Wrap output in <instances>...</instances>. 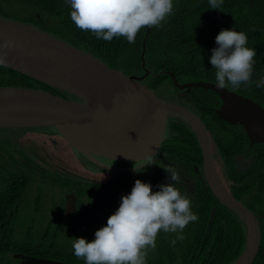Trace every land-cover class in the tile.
Wrapping results in <instances>:
<instances>
[{"label":"trees","instance_id":"obj_1","mask_svg":"<svg viewBox=\"0 0 264 264\" xmlns=\"http://www.w3.org/2000/svg\"><path fill=\"white\" fill-rule=\"evenodd\" d=\"M173 4L174 11L166 18L167 22H162L161 28H142L137 33L135 43H129L125 37L104 41L97 39L91 31L81 30L71 20V7L67 0H0V15L38 26L83 48L123 73L144 76L140 82L158 94L166 89L170 95L172 91L183 90L174 82L173 74L180 83L215 82V69L210 64V57L212 49L217 47L216 36L223 29L234 27L237 31L245 32L248 36L247 46L256 49L253 79L264 76V0H224L223 11L210 9L209 0H173ZM5 85L34 87L78 102H88L85 98L0 66V86ZM234 91L253 99L264 108V87L242 84ZM186 95L187 98H198L193 106L199 108L197 112L211 131L226 167L227 164L230 166L231 190L259 219L261 242L252 264H264V143H252L248 150L241 149L244 144L236 137L239 132L218 115L217 108L221 106L222 99L216 91L193 86ZM89 104L94 107L93 103ZM182 125L180 120L169 119L168 137L162 143L160 152L177 151L189 166L194 162L201 163L199 141L193 131ZM33 129L48 128H0V142L9 144L15 135ZM238 153H244L246 157L252 153L256 155L251 168L237 170L234 155ZM7 167V164L0 163V195L16 200L27 189L28 176L12 172ZM137 179H141L140 173L126 171L112 180L110 185L114 184L121 199L123 195L131 193ZM143 181L146 182L145 178ZM153 191L157 190L153 188ZM207 191L203 199L210 198L216 202L211 225L207 227L211 202L192 204L191 210L199 219L185 227L183 239L176 240L175 245L162 242L157 243L154 250L149 249L146 264H234L242 256L247 244L248 226L210 189ZM201 192L205 191L201 189ZM78 237L86 238L85 234ZM176 237L177 233H171L170 239ZM5 239L0 244V264L9 262L8 251L19 250L18 245L8 246L11 241ZM40 241L47 245L48 251L51 249L49 244H53L59 251L69 249L74 255L72 244L64 246L58 240L55 242L45 237Z\"/></svg>","mask_w":264,"mask_h":264},{"label":"water","instance_id":"obj_2","mask_svg":"<svg viewBox=\"0 0 264 264\" xmlns=\"http://www.w3.org/2000/svg\"><path fill=\"white\" fill-rule=\"evenodd\" d=\"M6 41L10 42L7 47ZM0 53H6V67L88 100L80 103L34 87L0 86V128H48L38 130L62 138L95 171H132L135 159L157 155L169 133L170 114L184 118L200 141L214 194L247 220L248 240L239 264H252L261 242L259 220L221 181L211 157L208 129L197 113L142 84L144 76L123 73L38 26L1 15ZM173 76L180 88L201 86L219 93L224 99L222 116L243 125L253 143H264V108L259 103L229 88L220 89L215 82L180 84ZM93 102L101 109L90 106ZM85 158L101 168H92ZM234 159L236 168L244 171L255 155ZM73 199L74 194L68 200L71 206ZM214 214L213 208L209 225Z\"/></svg>","mask_w":264,"mask_h":264},{"label":"clouds","instance_id":"obj_3","mask_svg":"<svg viewBox=\"0 0 264 264\" xmlns=\"http://www.w3.org/2000/svg\"><path fill=\"white\" fill-rule=\"evenodd\" d=\"M67 2L71 7V20L78 28L91 31L97 39L109 42L114 37H125L129 43H135L137 33L142 28H161L162 22L166 23V18L174 11L173 0ZM223 4L224 0H209L210 9L223 11ZM8 44L10 42L6 41L4 46L7 47ZM216 44L217 47L212 49L210 64L215 69V84L218 88L234 91L242 84L248 87L253 84L257 88L264 87V76L258 80L253 79L254 57L257 52L247 46L248 36L245 32L237 31L235 27L223 29L216 36ZM6 64V53H0V66ZM153 164H157L154 153L135 159L133 172L145 171ZM224 165L226 167L225 162ZM165 168L169 173L170 183L157 185L159 191L154 192L151 182L137 179L131 193L122 196L119 208L109 216L107 224L96 230L94 240L73 237L74 255L82 258L85 264H146L148 250L156 248V238L161 230L164 233H177L176 239L171 241L173 245L176 240L183 239L182 232L185 227L199 217L191 210L192 201L188 195L182 194L175 187V183L180 180L177 170L174 167ZM227 190L229 191L228 188ZM239 201L247 206L244 201ZM236 213L248 226L245 217ZM241 258L242 256L236 264H239Z\"/></svg>","mask_w":264,"mask_h":264},{"label":"flooded vegetation","instance_id":"obj_4","mask_svg":"<svg viewBox=\"0 0 264 264\" xmlns=\"http://www.w3.org/2000/svg\"><path fill=\"white\" fill-rule=\"evenodd\" d=\"M184 83H190V82H184ZM184 83H180V84H184ZM181 89L183 90L179 92L172 91L171 95L170 94L163 95L162 97H164L165 99H169V101L179 103L193 110L195 113L198 114L197 111L199 108L196 109V107L193 106V105H196V99L198 100V98L196 99H192L193 97L187 98V95H186L187 92L191 90V87L190 89L189 87H185ZM221 99H222V103H221V106L217 108V112H218L219 117L226 120L222 116V113L220 112L224 104V99L222 97ZM92 105L100 109L102 107V105L95 103V102H93ZM172 118L180 120L181 123L183 124L182 126L184 127V124H185L186 127L189 130L193 131L195 136L197 137L193 128L190 126V124H188V122L184 118H182L178 114L171 113L169 116V119H172ZM230 124H232V127L234 126L235 130L239 132V135H237L236 137L240 141H243L244 145L242 146L241 149L248 150L249 146L252 145V141L245 127H243L242 125L238 123L230 122ZM206 127L208 129L209 138H210L211 157L216 166V170L219 173L220 171L219 161L224 162V159L222 158V155L218 152L217 145L213 141L211 131L209 130L207 125ZM13 138L14 139H12L11 143H9L8 145L6 144V147L3 149V152L0 149V155H2L3 158L4 156H6V153H8L9 151H11L9 153L12 154L14 158L16 155H19L21 152L27 153L28 155H30V157L40 156L43 158H47L50 160V162L49 163L43 162V163L49 166L51 163H54V166L56 167V169L53 172L56 174L57 171L63 172L62 169L58 167V166H61V162L65 161L61 159V157L63 156L62 154L66 153V155L64 154L66 157H68L67 155L72 156V152H71L72 147L70 148V145L66 141H64L62 138L56 135H53V133H50V132H44V131L35 130V129L26 130V131L21 132L19 135L18 134L15 135ZM24 138L29 140L28 144L22 143L20 141V139H24ZM247 138L249 139V141H247ZM197 140L199 141L198 137H197ZM41 141L46 144H50L54 146L55 151L48 152L45 147L39 146L40 144H42L40 143ZM2 144L3 143L1 142L0 148ZM199 144H200V141H199ZM56 147L58 148V150L56 149ZM200 147H201V144H200ZM160 150L161 149H159V152ZM164 151H161L160 154L157 153V155L154 157L155 162L157 164L150 165L145 171L139 172L141 180H144L145 178L146 182H151V184L153 185V188H155V190L158 191L159 188L157 187V185L167 184L171 182L169 173L166 171L165 167H174L177 170L178 175L180 177L179 182L175 183V187H177L182 194L186 193L188 197L191 199L192 204L196 205L198 202H206L209 200L212 204V209H213V207H215L216 202L210 198L203 199L204 197L203 195H205L208 192L207 191L208 189H210L213 194L214 192L210 186V183L208 182L209 180H208L207 172L204 166L205 160H204L202 148H201L202 154H201V160H200L201 163L194 162L193 165L191 166H189V164L185 160L179 157L177 151H174V150H167V151L164 150ZM16 152H19V153H16ZM238 155L243 156L244 160H246L250 156L255 155V154L252 153L246 157L244 153H239V154H235L234 158ZM56 161H60V162H56ZM79 161L81 165L83 166V163L81 162L80 159L77 160V162ZM110 162H113V160H110ZM46 165H43L42 163L39 164V168L41 172L47 170L48 167ZM90 166L92 167L96 166V167L101 168L98 165L91 164ZM251 166L249 168H251ZM85 168H89V166H85ZM249 168H247L246 170H248ZM70 170L73 171V168ZM73 172L75 173V170ZM97 172L108 174L107 177L104 178L106 179V182L104 183L105 185H110L112 180H115L118 176L122 175V174L110 173L109 171H105V168ZM82 173L84 174L83 171ZM219 175L221 176V179L224 185L229 189L231 194H233L235 199L241 200L240 198L237 197V194H235L231 190V186L229 182L230 178H228L227 170L225 171V174L219 173ZM78 177L84 180H89V181L94 180L95 181V179L93 178L94 175L89 170H88V173H85L84 175L80 174ZM201 189H203L205 192L202 193ZM26 190L24 191L22 197L19 196L16 200H13V198H7L5 196L3 197L2 195H0V244L2 243V239H5V237H7L5 240L9 239L11 241L10 244L7 243L8 246L12 245L11 247H13L14 245H18V248H19V250H16L14 252L8 251V258L10 260L6 264H85L84 263L85 261L82 258H77L75 255H73V253L70 252L69 249L59 251L58 249H56V247L53 246V244H49L51 245V249H49L50 251H48L46 250L47 245L45 246V243L40 241L42 237H45V239H48L51 241L53 239L55 240V242L56 240H58L64 246H68L72 244L73 237L78 238V236L83 235V234H85V237L88 238L89 240L95 239L96 231H94L93 229L90 230L85 225H83V220H85L84 218L85 216L83 215V212L79 213L78 216L76 214L78 208L81 209L80 205L83 204L80 202V199L78 195L76 194V191L75 190L73 191L72 189L67 190L66 197L64 196L65 198L63 202L59 204V207L57 210V212L59 211V213L66 214L62 222L63 223L62 225L64 226V228H61L63 227L61 226L56 229L55 228L51 229L50 226L46 227V225L43 228H39L38 224H36L34 221L36 220V218L32 216L30 217L31 224H27L26 230L25 229L23 230V235H22V231L20 232V227L18 225H20V223L22 222L21 216L25 212V208H26V205H25V194L27 192ZM107 191L105 193H107ZM72 194L75 195V199L72 200L73 205L71 206L69 205L68 200L70 199ZM35 209H36V213L41 212L40 207L36 206ZM89 211H94V209L91 207L85 213H88ZM74 216L75 217L77 216V218L79 219L78 226L77 225L74 226L75 221H72L73 219H75ZM210 225L208 221L207 227H209ZM84 229H86V233H84ZM3 232L6 233V235H4ZM27 232H29L30 236L29 235L27 236L26 234ZM49 232H51L50 235L48 234ZM170 236H171V233H164L161 230V232L157 235L156 244L162 243V242H167L168 244L171 243L173 238L170 239ZM9 237H11V239ZM25 238H27V240H25ZM49 243L51 242L49 241ZM23 255L27 256L29 259L33 261L26 262V260L22 257ZM166 257L168 258V254Z\"/></svg>","mask_w":264,"mask_h":264},{"label":"rangeland","instance_id":"obj_5","mask_svg":"<svg viewBox=\"0 0 264 264\" xmlns=\"http://www.w3.org/2000/svg\"><path fill=\"white\" fill-rule=\"evenodd\" d=\"M166 90V92L164 90L161 91L160 95H169V90ZM20 141L25 144L29 143V140L25 138L20 139ZM40 143L42 144H40L39 146L45 147L48 152L55 151L54 146L46 144L42 141ZM6 144L8 145V143L4 142L1 145L0 149L2 150V152L6 147ZM56 149L58 150L57 147ZM9 152L6 153V156H4V158L2 157V155H0V163L5 165L7 164V169L11 170L12 172L16 171V173L27 175L29 181L26 190L27 192L25 194L26 208L25 212L21 216L22 222L20 223V225H18L20 227V232L22 231V235L23 230H26L27 224H31L30 217L32 216L36 218V220L34 221L36 224H38L39 228H43L45 225L46 227L50 226L51 229H56L63 226L62 222L66 214L59 213V211L57 212V210L59 204L63 202L64 198L66 197L67 190L69 189H72L73 191L75 190L80 199V202L83 203L80 205L81 209L78 208L76 214L78 216L79 213L83 212V215L85 216L83 225H85L90 230L93 229L94 231H96L99 228L105 226L107 224V221L105 222L104 220H108L109 216L112 215L121 204V199H119L117 189H115V187L112 185L104 184L106 182V179L104 178L107 177L108 174L97 172L90 168H85L84 162L81 161L83 163L82 166L80 161L77 162V160L80 159V156L76 154L74 150H72V148L71 152L73 157L71 155H67L68 157H66V153H64L65 155L62 154L63 156L61 157V159L65 161L61 162V166L58 167L61 168L63 172L57 171L56 174L53 172L56 169L54 163H51L50 166L43 163L50 162V160L47 158H43L40 156L30 157V155L23 152H21L19 155H16L14 158V156ZM85 162L89 165H96V163H94L93 161H89L86 158ZM40 163L46 165L48 167L47 170L41 172L39 168ZM219 167V173L225 174V171L227 170L228 178L231 179L232 173L230 166H228L227 164V167H225L224 162L219 161ZM72 168L73 171L75 170V173L70 170ZM88 170L94 175L93 178L95 179V181L84 180L78 177L80 174L84 175L85 173H88ZM82 171L84 172V174L82 173ZM105 190L109 191L105 193ZM36 206L40 207L41 212L36 213ZM91 207L94 209V211L85 213ZM77 216H74L75 219H71L72 221H75L74 226H78L79 219L77 218ZM61 228H64V226ZM26 234L28 236L29 232H27ZM25 240H27V238H25ZM234 264H236V262Z\"/></svg>","mask_w":264,"mask_h":264},{"label":"bare ground","instance_id":"obj_6","mask_svg":"<svg viewBox=\"0 0 264 264\" xmlns=\"http://www.w3.org/2000/svg\"><path fill=\"white\" fill-rule=\"evenodd\" d=\"M211 172H212V171H211ZM212 173H214V171H213Z\"/></svg>","mask_w":264,"mask_h":264}]
</instances>
